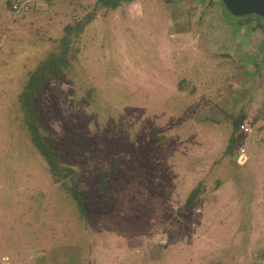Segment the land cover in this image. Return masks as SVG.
<instances>
[{"label": "rangeland", "instance_id": "rangeland-1", "mask_svg": "<svg viewBox=\"0 0 264 264\" xmlns=\"http://www.w3.org/2000/svg\"><path fill=\"white\" fill-rule=\"evenodd\" d=\"M236 17L220 0H0V264H262L264 20ZM78 21L31 99L54 175L19 94Z\"/></svg>", "mask_w": 264, "mask_h": 264}, {"label": "trees", "instance_id": "trees-1", "mask_svg": "<svg viewBox=\"0 0 264 264\" xmlns=\"http://www.w3.org/2000/svg\"><path fill=\"white\" fill-rule=\"evenodd\" d=\"M7 1L9 7V0ZM220 1L225 11H227L224 4L222 3V0ZM88 19L90 18H87V20ZM83 26L84 22L81 21L76 22V24H73V26L71 24L65 26L66 33L62 36L61 39H59L58 45H56L52 51H49L46 56L39 61L34 70H31L29 72L26 78L25 86H23V89L19 94V99L21 101V106L24 109L23 112L25 115H23L25 117L23 120L28 127L30 139L33 145L39 150L40 153H42L43 157L50 165L51 171L54 175H57L58 170L55 153L52 147L43 140L40 132L38 131V128L36 126V116L32 111L31 99L36 96V92L42 89V85L46 79L60 74V68L70 64L67 59V55L70 53L73 38L78 37V33L82 30ZM76 51L77 48L74 52ZM183 81L184 80H181L180 84L183 83ZM243 118L244 116H239L233 120V132L234 130L239 129V125L243 122ZM230 138L232 139V135ZM231 142L233 144V141H230L229 147L230 145H232ZM200 192L201 186L199 187L197 185L196 187L192 188L185 199V203L181 207L185 208L190 206L196 199V197H198ZM73 195L75 198H78L77 202L80 205L79 207L81 209V196L77 193V191H74Z\"/></svg>", "mask_w": 264, "mask_h": 264}, {"label": "water", "instance_id": "water-1", "mask_svg": "<svg viewBox=\"0 0 264 264\" xmlns=\"http://www.w3.org/2000/svg\"><path fill=\"white\" fill-rule=\"evenodd\" d=\"M233 16L257 15L264 19V0H222Z\"/></svg>", "mask_w": 264, "mask_h": 264}, {"label": "built area", "instance_id": "built-area-1", "mask_svg": "<svg viewBox=\"0 0 264 264\" xmlns=\"http://www.w3.org/2000/svg\"><path fill=\"white\" fill-rule=\"evenodd\" d=\"M43 0H9V9L14 14H23L27 12H31L34 10L36 5ZM239 130L242 132H249L250 131V125L247 122H242L239 125ZM244 147H240L238 150V158L237 161L240 164H244L247 162V156L244 151ZM262 264H264V257L262 258Z\"/></svg>", "mask_w": 264, "mask_h": 264}, {"label": "crops", "instance_id": "crops-1", "mask_svg": "<svg viewBox=\"0 0 264 264\" xmlns=\"http://www.w3.org/2000/svg\"><path fill=\"white\" fill-rule=\"evenodd\" d=\"M52 1H57V0H43V1H40L37 5H36V7L34 8V10L36 11V10H38V9H41V8H43L44 6H45V4H49V3H51ZM8 9H9V7H8ZM169 43V42H168ZM179 77L180 76H178L177 78H175L174 80H173V82H174V86H178V83H177V81H179L180 79H179ZM183 80V79H182ZM165 83V82H164ZM166 86H168L167 84H164L163 85V87L161 88V90H160V93L161 94H164L165 93V90H166ZM161 96H164V95H161ZM197 106H199V105H197ZM206 120H210L213 124L214 123H216V120H215V118H213L212 116H210V118L208 119H206Z\"/></svg>", "mask_w": 264, "mask_h": 264}]
</instances>
